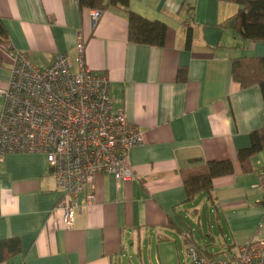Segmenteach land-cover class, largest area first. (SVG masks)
<instances>
[{
	"label": "crops",
	"instance_id": "obj_1",
	"mask_svg": "<svg viewBox=\"0 0 264 264\" xmlns=\"http://www.w3.org/2000/svg\"><path fill=\"white\" fill-rule=\"evenodd\" d=\"M129 8L167 25L163 46L131 43L127 13L118 7L94 25L92 9L77 0H0L9 40L35 64L49 65L61 53L74 59L84 40L85 64L107 73L115 107L144 135L129 154L131 178L97 174L93 198L80 196L72 228L57 207L61 193L44 155L17 152L0 160V241L21 243L0 264H187V238L214 256L186 222L200 204L214 217L208 237L220 255L264 239L261 193L253 187L264 151L251 158L248 173L237 157L264 126V98L258 85L243 89L231 73L234 58L264 56V42L237 33L233 1L130 0ZM11 69L0 47V87ZM223 159L233 161L235 172L214 179L213 200L201 193L187 203L180 170Z\"/></svg>",
	"mask_w": 264,
	"mask_h": 264
},
{
	"label": "built area",
	"instance_id": "obj_2",
	"mask_svg": "<svg viewBox=\"0 0 264 264\" xmlns=\"http://www.w3.org/2000/svg\"><path fill=\"white\" fill-rule=\"evenodd\" d=\"M101 14L91 10L94 25ZM0 47L12 59L8 85L0 87V160L17 152L44 155L61 193L57 207L65 227L72 228L80 196L87 202L93 198L97 174H113L119 182L131 178L129 154L144 135L115 107L107 73L85 64L81 38L74 59L61 53L46 66L35 64L11 41ZM253 187L261 193L264 210V170ZM186 257L187 264H264V239H252L220 257L203 254L191 243Z\"/></svg>",
	"mask_w": 264,
	"mask_h": 264
},
{
	"label": "trees",
	"instance_id": "obj_3",
	"mask_svg": "<svg viewBox=\"0 0 264 264\" xmlns=\"http://www.w3.org/2000/svg\"><path fill=\"white\" fill-rule=\"evenodd\" d=\"M81 8L99 10L101 12L109 8L125 10L128 17V40L135 44L150 46H163L165 44L167 25L160 20H151L129 8L130 0H77ZM239 5L238 12L234 15V28L243 38L254 42H264V0H229ZM9 34L6 26L0 18V44L8 42ZM192 31L188 30L186 46L190 47ZM185 71L180 77H184ZM232 77L241 88H249L258 85L264 98V56L237 57L232 60ZM251 144L248 148L238 151L237 157L241 170L245 173L253 170L251 158L264 151V126L250 134ZM235 172L231 159L209 160L197 163L189 168L180 170L183 185L186 191V202L190 203L196 197L204 193L213 200L214 179ZM188 243H193L190 238ZM198 247V246H197ZM5 249V250H4ZM199 251L203 254L201 248ZM21 250L19 239L12 238L0 241V262Z\"/></svg>",
	"mask_w": 264,
	"mask_h": 264
},
{
	"label": "rangeland",
	"instance_id": "obj_4",
	"mask_svg": "<svg viewBox=\"0 0 264 264\" xmlns=\"http://www.w3.org/2000/svg\"><path fill=\"white\" fill-rule=\"evenodd\" d=\"M1 102V100H0ZM198 205L200 204V201L198 200ZM209 207L208 206H203V205H199V213H197V215L194 217V218H188L186 219L188 225L191 227V228H194L195 229V232H194V236L196 238V241L197 242H200V243H205L208 245V248H210V251L212 253H215L216 255H214L215 257H220V251H218L219 249V246H216L214 245V243L211 241V239L208 237V234H209V225H210V221L211 222H215L214 220V217L212 215H209ZM216 234L217 231L213 232V234ZM205 240V242H204ZM130 260H135L134 258L133 259H130ZM129 262V259H126L124 261V264H128Z\"/></svg>",
	"mask_w": 264,
	"mask_h": 264
}]
</instances>
